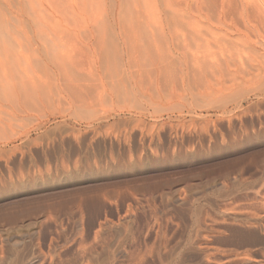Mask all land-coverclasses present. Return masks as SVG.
<instances>
[{
    "label": "rangeland",
    "instance_id": "obj_1",
    "mask_svg": "<svg viewBox=\"0 0 264 264\" xmlns=\"http://www.w3.org/2000/svg\"><path fill=\"white\" fill-rule=\"evenodd\" d=\"M166 1L0 0V264H264L261 36Z\"/></svg>",
    "mask_w": 264,
    "mask_h": 264
},
{
    "label": "bare ground",
    "instance_id": "obj_2",
    "mask_svg": "<svg viewBox=\"0 0 264 264\" xmlns=\"http://www.w3.org/2000/svg\"><path fill=\"white\" fill-rule=\"evenodd\" d=\"M38 1H40V2H42V0H38ZM44 1V0H43ZM48 2L46 3L48 6H50V8H52V9H54V11H58V10H64V11H66V10H72V11H74L75 10V8L76 7H79V8H81V9H83V8H85L86 6H87V4L85 5V3H86V1H85V3H84V0H47ZM150 1V0H149ZM169 0H167L166 1V4H169L170 2L171 3H173L171 0H170V2L169 3H167ZM182 1H184V0H182ZM193 1V0H192ZM192 1H190V2H192ZM199 1V0H198ZM203 0H201V2H202ZM212 1V0H211ZM46 2V1H45ZM175 2H177V1H175ZM174 2V3H175ZM178 2H180V1H178ZM185 3H186V0L184 1ZM195 2V1H194ZM197 2V1H196ZM200 2V3H201ZM205 2L206 1H204V4H205ZM208 2V1H207ZM206 2V3H207ZM210 2V1H209ZM264 0H221V3H220V1L218 2V3H215L216 4V6H217V9L213 12V11H210V10H207L206 12H201V13H199L198 15H199V22L200 21H202V22H204V23H207V25H206V28L207 27H212L213 26V24H214V22H216V24H223L224 26H229L230 28H228V29H232V28H239V26L241 27L242 25H244L245 27L244 28H246L245 30H248V29H254V30H256L257 32H258V35H260L261 36V39H258V40H260L261 41V44H263L264 45V10H261V7H264ZM91 3V1H89V4ZM93 3V2H92ZM164 3H165V1H164ZM181 3V2H180ZM214 3V2H213ZM41 4V3H40ZM88 4V5H89ZM157 4V3H156ZM178 6H179V3H176ZM190 4V3H189ZM191 4H193V3H191ZM191 4L190 5H188V6H190L191 7ZM203 4V5H204ZM41 5H43V4H41ZM84 7H83V6ZM92 5V4H91ZM197 5H200V4H197ZM206 5V4H205ZM213 5V4H212ZM212 5H209V3H208V6L209 7H211ZM44 6V5H43ZM82 6V7H81ZM171 7V6H175L176 7V5L175 4H171V5H168V7ZM214 6V5H213ZM212 6V7H213ZM89 7H91L90 5H89ZM167 7V8H168ZM193 7V6H192ZM196 7V6H195ZM211 7V8H212ZM43 8H46V7H43ZM49 8V7H48ZM172 8H174V7H172ZM177 8V7H176ZM175 8V9H176ZM206 8H207V6H206ZM215 8V7H214ZM213 8V9H214ZM169 9V11H170V8H168ZM167 9V10H168ZM180 9V8H179ZM182 9V8H181ZM203 9H204V7H203ZM46 10L48 11V9L46 8ZM86 10V9H85ZM87 10H88V8H87ZM174 10V9H173ZM46 11V12H47ZM60 11H58V12H60ZM64 11H61V13L62 12H64ZM83 11H84V9H83ZM171 11H172V9H171ZM175 11V10H174ZM177 11V10H176ZM204 11H205V9H204ZM87 12V11H86ZM173 12V11H172ZM63 14V13H62ZM176 25H177V23H176ZM178 26L179 25H177V29L179 30V28H178ZM202 26V25H201ZM205 26V25H204ZM250 27V28H249ZM202 28H203V26H202ZM206 28H205V30H206ZM237 28V29H238ZM248 28V29H247ZM204 29V28H203ZM209 29V28H208ZM227 29V28H226ZM225 29V30H226ZM240 29V28H239ZM242 29V28H241ZM210 30V29H209ZM236 30V29H235ZM173 31V30H172ZM217 31V30H216ZM214 29H213V31H212V29H211V33L208 31L207 33H210V36L209 35H207L206 36V38L204 39V40H202V39H199V37L198 38H196V39H194L196 42H199V43H205L204 44V46L206 47L207 45H208V47L209 48H211L212 47V44H218V45H225V43L228 41V40H230L229 39V37H228V34H227V31H226V33H225V35H223L222 33H221V35L220 34H218L217 32H216ZM241 31V30H240ZM251 30H249L248 32H250ZM236 32H237V30H236ZM251 32H253V34H254V31L252 30ZM224 33V32H223ZM239 33V32H238ZM241 33V32H240ZM244 33V32H243ZM174 34V33H173ZM192 34V33H191ZM248 34V33H247ZM250 34H252V33H250ZM257 34V33H256ZM198 35H200V33L198 34ZM246 35V34H245ZM178 35H176V36H174V37H176V38H180L179 36L177 37ZM231 36V35H230ZM247 36V35H246ZM251 36V35H250ZM257 36V35H256ZM173 37V36H172ZM195 37H197V36H195ZM194 37V38H195ZM193 38V37H192ZM238 39V38H237ZM174 41H176L175 39H173ZM239 40V39H238ZM234 41V40H233ZM257 41V40H256ZM177 42H178V40H177ZM194 43V44H197V43ZM229 42V41H228ZM253 42V41H252ZM257 42H259V41H257ZM175 43V42H174ZM183 43V42H182ZM260 43V42H259ZM175 44H177V43H175ZM179 44V43H178ZM181 44V43H180ZM180 44H179V46H180ZM210 45V46H209ZM262 45V46H263ZM178 46V47H179ZM203 46V47H204ZM251 46V45H250ZM249 46V47H250ZM182 48V47H181ZM183 52V51H182ZM181 52V53H182ZM142 54V53H141ZM144 54V53H143ZM223 54V53H222ZM188 56V55H187ZM135 57V56H134ZM206 57V56H205ZM146 58V57H145ZM188 58V57H187ZM198 58V57H197ZM202 58V57H201ZM134 60H136L135 58H133ZM196 59V58H195ZM215 61H216V59H214ZM145 61H147V60H145ZM203 61V60H202ZM101 62V61H100ZM136 62V61H135ZM206 62V61H205ZM132 63V62H131ZM148 63V62H147ZM147 63H145V64H147ZM137 64V63H136ZM136 64H135V66H136ZM205 64V63H204ZM213 64V63H212ZM142 65H143V67H144V63L142 62ZM154 66V65H153ZM133 67V66H132ZM131 67V68H132ZM137 67V66H136ZM146 67H147V65H146ZM146 67H144V69L146 68ZM150 67V66H149ZM133 68H135V67H133ZM160 68V67H159ZM164 69V68H163ZM143 70V69H142ZM152 70H154V71H156L155 70V68L154 69H152ZM152 70H150V71H152ZM132 71H134V70H132ZM135 71H136V69H135ZM130 72V71H129ZM143 72V71H142ZM141 72V73H142ZM160 72V71H159ZM137 73V72H136ZM147 73V72H146ZM151 73V72H150ZM154 73V72H153ZM153 73H151V74H153ZM134 74V73H133ZM132 74V75H133ZM135 75V74H134ZM133 75V76H134ZM141 75V74H140ZM132 76V77H133ZM136 76V75H135ZM135 76L133 77V79L135 78ZM138 79H139V77H138ZM136 80V79H135Z\"/></svg>",
    "mask_w": 264,
    "mask_h": 264
}]
</instances>
